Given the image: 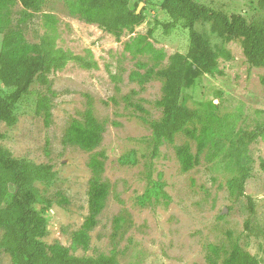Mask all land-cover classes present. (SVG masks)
Segmentation results:
<instances>
[{"label":"rangeland","instance_id":"rangeland-1","mask_svg":"<svg viewBox=\"0 0 264 264\" xmlns=\"http://www.w3.org/2000/svg\"><path fill=\"white\" fill-rule=\"evenodd\" d=\"M202 1L228 13L246 15H252L257 2ZM161 2L139 1L147 22L117 38L99 25L71 15L63 0H46L41 11L22 26L27 40L40 42L46 31L44 15L54 14L59 20V46L78 55L91 51L97 66L84 69L71 62L50 75L48 86L34 84L32 93L19 105L18 123L13 127L0 123V146L17 159L48 164L56 172L53 182L37 185L52 200L50 208L36 206L48 221L42 239L46 245L59 243L78 257L103 255L115 258L118 264H208L210 245L223 249V264L224 254L237 246L264 264V139L259 137L249 146L253 168L242 197L233 195L228 186L236 174L225 170L220 158L211 162L207 152L198 154L197 143L186 135L179 134L173 143L155 148L152 122L162 118L157 102L163 96V79L154 74L143 85L133 82L130 76L138 70L137 63L152 67L154 61L148 55H132L125 44L167 19ZM22 11L18 2L12 9V27H18ZM204 27L209 32V26ZM4 35L0 33V52ZM212 38L213 43H221ZM151 41L167 55L156 71L166 68L177 52L188 50L186 32L165 36L157 28ZM225 47L230 59L219 60L222 74L206 75L195 91L188 92L187 106L195 110L215 100L221 107L219 115H241L238 132L258 127L264 131V69L248 63L240 40L227 42ZM42 96L51 98L50 126L43 114L36 113V102ZM89 108L105 129L101 145L92 152L64 144L70 124L83 120ZM185 144L198 160L188 172L181 169L176 153V147ZM99 153L105 155L102 181L110 185V195L90 233V249H74L73 236L89 215L93 177L89 162ZM126 156L134 157L135 162L123 163ZM64 198L67 202L59 203ZM3 234L0 230V240ZM0 264H13L3 250Z\"/></svg>","mask_w":264,"mask_h":264},{"label":"trees","instance_id":"trees-1","mask_svg":"<svg viewBox=\"0 0 264 264\" xmlns=\"http://www.w3.org/2000/svg\"><path fill=\"white\" fill-rule=\"evenodd\" d=\"M46 0H0V33H4L0 52V123L9 127L19 121V105L32 93L36 83L50 84V75L63 70L74 62L84 69L97 66L91 51L78 55L58 44V18L45 14L46 31L40 42L27 40L22 26H26L40 12ZM73 16H79L89 24H97L117 38L125 32H133L136 26L147 22L144 12L137 13L139 1L148 0H63ZM20 2L23 6L18 27H12V9ZM161 8L167 19L156 22L147 34L126 42L125 50L132 55H148L154 61H139L138 70L130 79L141 85L156 74L163 79V96L157 102L162 118L152 122L155 148L165 142L173 143L179 134H184L197 143L198 154L207 152L208 160L220 158L221 165L236 176L228 186L233 195L244 196L245 184L251 177L252 157L249 146L259 137L264 139L263 128L238 132L236 126L241 117L238 113L219 115L220 104L210 100L192 110L187 106L188 92L195 91L206 75L222 74L221 58L230 59L225 43L240 40L248 63L264 69V0H257L252 15L228 13L212 7L202 0H162ZM209 26V32L204 26ZM198 29L197 27H201ZM157 28L165 36L186 32L187 52H177L170 58L166 68L156 71L166 59V52L155 47L151 41ZM211 34V35H210ZM221 42L213 43V38ZM140 70H145L141 73ZM264 85V75L261 78ZM36 113L43 114L46 126L52 119V102L48 96L36 102ZM104 126L89 108L83 120H74L68 127L64 144L77 146L92 152L98 148L104 135ZM176 153L181 169L188 172L197 164V157L188 144L177 146ZM105 155L91 157L89 167L93 177L88 192L89 215L73 236V248L90 249V233L98 224L110 195V185L102 181ZM123 163L135 162L132 156L121 159ZM264 171V162L261 165ZM56 172L48 164H35L27 159H17L0 146V250L11 256L13 264H118L115 258L99 256L78 257L70 248L59 243L46 245L42 240L48 231L47 218L36 209L37 205L52 206L37 185L51 183ZM161 191V190H158ZM151 196V195H150ZM252 212L254 204L249 197ZM67 202L64 198L59 203ZM118 223V220H117ZM249 223V222H248ZM223 249L209 246L208 264H220ZM223 264H261L258 258L241 247L235 246L224 254Z\"/></svg>","mask_w":264,"mask_h":264},{"label":"water","instance_id":"water-1","mask_svg":"<svg viewBox=\"0 0 264 264\" xmlns=\"http://www.w3.org/2000/svg\"><path fill=\"white\" fill-rule=\"evenodd\" d=\"M143 3L140 4V6L138 7V10H137V13H140L141 12V7H142Z\"/></svg>","mask_w":264,"mask_h":264}]
</instances>
